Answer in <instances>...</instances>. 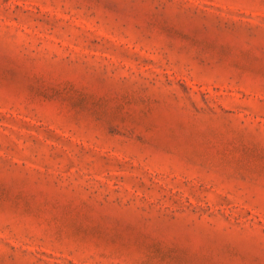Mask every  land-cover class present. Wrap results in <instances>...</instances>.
<instances>
[{"label": "rangeland", "instance_id": "obj_1", "mask_svg": "<svg viewBox=\"0 0 264 264\" xmlns=\"http://www.w3.org/2000/svg\"><path fill=\"white\" fill-rule=\"evenodd\" d=\"M0 264H264V0H0Z\"/></svg>", "mask_w": 264, "mask_h": 264}]
</instances>
